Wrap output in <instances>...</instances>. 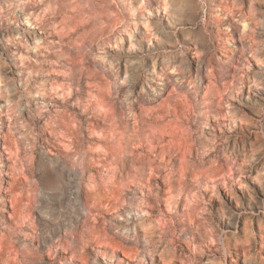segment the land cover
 Wrapping results in <instances>:
<instances>
[{"label":"rangeland","instance_id":"374dc122","mask_svg":"<svg viewBox=\"0 0 264 264\" xmlns=\"http://www.w3.org/2000/svg\"><path fill=\"white\" fill-rule=\"evenodd\" d=\"M0 264H264V0H0Z\"/></svg>","mask_w":264,"mask_h":264},{"label":"bare ground","instance_id":"6f19581e","mask_svg":"<svg viewBox=\"0 0 264 264\" xmlns=\"http://www.w3.org/2000/svg\"><path fill=\"white\" fill-rule=\"evenodd\" d=\"M151 89L153 90L152 93H155L156 94L158 92V90H156V86H153ZM160 89H162V88H160Z\"/></svg>","mask_w":264,"mask_h":264}]
</instances>
